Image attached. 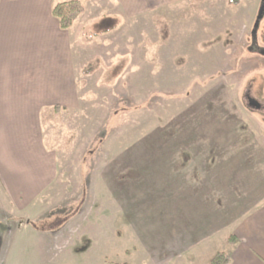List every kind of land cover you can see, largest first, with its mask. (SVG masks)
<instances>
[{
	"label": "rangeland",
	"instance_id": "1",
	"mask_svg": "<svg viewBox=\"0 0 264 264\" xmlns=\"http://www.w3.org/2000/svg\"><path fill=\"white\" fill-rule=\"evenodd\" d=\"M262 5L194 0L96 22L79 109L44 119L54 190L27 219L0 186V235L14 232L0 264H210L230 253L236 222L264 205Z\"/></svg>",
	"mask_w": 264,
	"mask_h": 264
},
{
	"label": "crops",
	"instance_id": "2",
	"mask_svg": "<svg viewBox=\"0 0 264 264\" xmlns=\"http://www.w3.org/2000/svg\"><path fill=\"white\" fill-rule=\"evenodd\" d=\"M67 1L0 0V186L27 219L59 180L58 156L47 146L44 119L80 107L87 32L97 39L93 27L106 16L127 22L194 0H98L99 5L79 0L85 12L64 31L53 8ZM17 226L25 228L19 223L13 230ZM8 230L0 235V252L5 237L14 233ZM232 235L230 264H264V205L238 220Z\"/></svg>",
	"mask_w": 264,
	"mask_h": 264
},
{
	"label": "trees",
	"instance_id": "3",
	"mask_svg": "<svg viewBox=\"0 0 264 264\" xmlns=\"http://www.w3.org/2000/svg\"><path fill=\"white\" fill-rule=\"evenodd\" d=\"M241 0H231L233 5H239ZM85 12L84 4L79 0H71L58 3L53 8V16L59 21L60 27L64 31L71 30L78 18ZM228 242L230 246L236 245L235 237L232 235ZM230 253L219 252L211 260L210 264H230Z\"/></svg>",
	"mask_w": 264,
	"mask_h": 264
},
{
	"label": "water",
	"instance_id": "4",
	"mask_svg": "<svg viewBox=\"0 0 264 264\" xmlns=\"http://www.w3.org/2000/svg\"><path fill=\"white\" fill-rule=\"evenodd\" d=\"M263 13H264V0H263V5H262V7L260 9V13H259V16H258V20H257L256 26H255L254 33H256L257 29L259 28V23H260V21L262 19ZM250 102H251L252 105H254L257 108H259V104L256 101L251 100Z\"/></svg>",
	"mask_w": 264,
	"mask_h": 264
}]
</instances>
